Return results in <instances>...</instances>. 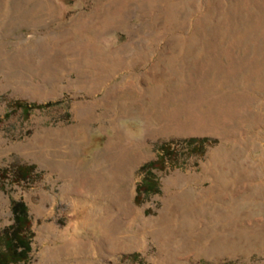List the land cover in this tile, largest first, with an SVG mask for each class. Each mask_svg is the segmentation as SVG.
I'll list each match as a JSON object with an SVG mask.
<instances>
[{
	"label": "rangeland",
	"instance_id": "374dc122",
	"mask_svg": "<svg viewBox=\"0 0 264 264\" xmlns=\"http://www.w3.org/2000/svg\"><path fill=\"white\" fill-rule=\"evenodd\" d=\"M107 2L0 0V235L21 200L19 264H264V0Z\"/></svg>",
	"mask_w": 264,
	"mask_h": 264
},
{
	"label": "trees",
	"instance_id": "16d2710c",
	"mask_svg": "<svg viewBox=\"0 0 264 264\" xmlns=\"http://www.w3.org/2000/svg\"><path fill=\"white\" fill-rule=\"evenodd\" d=\"M15 105L17 107H22L25 111L32 107H27V105L19 102ZM206 141L205 139H189L184 143L188 146H192L193 144L201 146L206 143ZM157 149V159L143 164L140 167V171H148L162 165L165 156L173 150L169 143H162ZM143 183L146 185V188L144 189V185H140L137 189L138 191L142 189L146 190L147 188L150 190L155 186L152 178H145ZM10 210L13 215V223L6 227L0 235V243L1 246L3 245V250L0 251V264H19V262L25 260L26 255L30 251L28 240L30 232L28 230L29 223L26 205L21 200H11Z\"/></svg>",
	"mask_w": 264,
	"mask_h": 264
},
{
	"label": "bare ground",
	"instance_id": "6f19581e",
	"mask_svg": "<svg viewBox=\"0 0 264 264\" xmlns=\"http://www.w3.org/2000/svg\"><path fill=\"white\" fill-rule=\"evenodd\" d=\"M116 2H118V0H108V2L105 3V5H106V6H109L110 4H113V3H116ZM111 9H113V7H111ZM96 13H97V11H96L94 14L96 15ZM94 14H93V15H94ZM93 15H92V16H93ZM91 18H92V17H91ZM79 19H80V18H78L77 21H78ZM87 20H88V19H87ZM87 20L85 19V21H87ZM75 26H76V22L72 25V28H74ZM80 32H81V33H85V31H83L82 29L80 30ZM91 41H93V40L91 39V37L88 36V43L91 44V43H92Z\"/></svg>",
	"mask_w": 264,
	"mask_h": 264
}]
</instances>
